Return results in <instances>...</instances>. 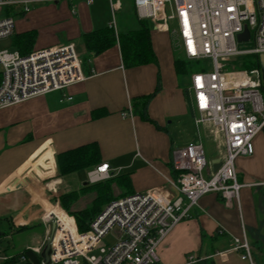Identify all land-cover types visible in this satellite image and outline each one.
I'll use <instances>...</instances> for the list:
<instances>
[{
	"label": "crops",
	"instance_id": "0c3cea01",
	"mask_svg": "<svg viewBox=\"0 0 264 264\" xmlns=\"http://www.w3.org/2000/svg\"><path fill=\"white\" fill-rule=\"evenodd\" d=\"M102 1L106 7L99 17L90 10L94 2L86 5L81 0H66L54 2L55 7L48 10L31 9L14 21L12 35L36 32L32 52L74 44L85 80L62 92L0 109V198L7 199L0 214L23 213L26 199L32 196L34 203L44 205V218L54 212L61 221L65 214L51 208L48 200L59 203L61 194L74 191L79 195L75 205L89 206L95 194L81 191L87 179L76 190L64 183L72 177V184H78L77 172L84 171L86 176L102 164L109 166L107 187L111 198L164 188L174 200L178 194L166 180L175 177L171 168L174 150L201 142L203 148H208L207 161L218 157L207 128L195 125L191 78L179 79V74L185 72L179 62L185 58L178 38L151 29L149 42L154 61L133 65L123 60L117 36L136 32L140 27L132 0H119L116 13L124 21L120 23L115 16V45L98 55L87 53L82 36L107 28L111 20L109 1ZM47 23H54L52 33L45 27ZM11 42L10 49L3 50L15 51ZM150 95L144 120L142 98ZM63 96L71 101H65ZM88 145L97 148L99 161L89 169L58 176L56 156ZM253 146L251 156L235 160L237 181L244 185L238 200H231L228 207L217 194L202 196L190 210L189 218L176 225L157 248L160 264H183L188 254L212 264H249L240 260L239 252L229 251L233 238L241 239L243 235L250 246L251 263L264 264L263 134L254 138ZM43 180L49 182L47 191L50 186L60 185V192L42 197L34 183ZM16 181L20 184L17 189L12 188ZM30 220L31 217L20 218L15 225L27 226ZM41 243L37 240V247Z\"/></svg>",
	"mask_w": 264,
	"mask_h": 264
},
{
	"label": "built area",
	"instance_id": "2783aa9c",
	"mask_svg": "<svg viewBox=\"0 0 264 264\" xmlns=\"http://www.w3.org/2000/svg\"><path fill=\"white\" fill-rule=\"evenodd\" d=\"M66 0H0V39L10 37L12 17H3L4 8L21 7L28 13L39 3ZM92 5L94 0H81ZM111 20L107 26L116 36L115 13L119 0H108ZM136 17L151 23L153 32L176 36L186 61H208L209 69L191 76V106L194 122L206 127L219 152V168L213 172L202 143L189 144L172 152L174 179H166L178 194L174 200L164 188L135 193L107 204L79 233L74 218L70 228L62 225L54 212L49 224V261L47 264H160L157 248L190 210L207 194H217L226 206L238 200L244 185L237 181L235 160L254 152L253 140L264 129V84L259 56L264 63V0H132ZM175 22L176 29L168 28ZM247 29L249 38L238 42ZM252 43L250 49L239 44ZM257 57L248 69L227 70V64L241 57ZM0 109L14 106L36 96L62 92L85 80L81 60L72 43L33 51L20 56L17 51L0 50ZM65 101L70 97L63 96ZM109 166L102 164L87 172L88 184L110 178ZM205 173V177L203 176ZM58 206L57 203L55 207ZM54 207V208H55ZM61 210V209H60ZM54 227L51 233V227ZM112 230L116 243L109 247L103 238ZM34 254L41 246L27 248ZM231 252L251 263L250 246L244 235L233 238ZM221 255L224 253H220ZM218 254V255H220ZM15 259V260H14ZM19 260V261H18ZM0 250V264H31L24 254L19 259ZM18 262V263H17ZM188 254L183 264H198ZM39 264H44L42 259Z\"/></svg>",
	"mask_w": 264,
	"mask_h": 264
},
{
	"label": "trees",
	"instance_id": "16d2710c",
	"mask_svg": "<svg viewBox=\"0 0 264 264\" xmlns=\"http://www.w3.org/2000/svg\"><path fill=\"white\" fill-rule=\"evenodd\" d=\"M27 13L22 9L15 7L4 8L3 16L16 18H23ZM140 27L136 32L128 33L125 35H118L117 39L120 42V49L123 60H130L133 65L146 64L154 61L153 53L150 46L149 32L151 30V23L146 20H139ZM37 34L35 31L30 30L10 36L11 49L19 53L20 56H27L33 50V45L36 40ZM85 49L87 53L98 55L108 48L115 45V37L112 30L105 28L100 31L91 32L82 36ZM253 61L257 62V57H253ZM245 62V61H243ZM184 65V62H179ZM234 63V61L230 62ZM82 64V61H81ZM241 69H248L249 65L243 63ZM184 68V66H183ZM183 68L180 69L183 70ZM1 80V72H0ZM150 96L142 98L141 116L144 120L146 118V107L151 99ZM97 148L93 145L83 146L56 156L57 175L64 176L82 169H89L94 166L99 160L97 158ZM174 174V172H173ZM107 180L97 182L95 184H86L82 190H90L95 194L91 204L84 208L72 209L71 205H75L78 192H68L60 195L59 202L67 213L74 218L77 230L79 233L87 231L90 221L102 211L105 204H109L120 198H111V193L107 187ZM26 229V226L24 228ZM20 254H24L31 264H39L41 257L39 254H34L25 249ZM19 254V255H20ZM16 258V255H14ZM15 260V259H14ZM198 264H212L211 262L199 260Z\"/></svg>",
	"mask_w": 264,
	"mask_h": 264
},
{
	"label": "rangeland",
	"instance_id": "374dc122",
	"mask_svg": "<svg viewBox=\"0 0 264 264\" xmlns=\"http://www.w3.org/2000/svg\"><path fill=\"white\" fill-rule=\"evenodd\" d=\"M130 1V0H127ZM73 3L71 2V6L72 7ZM54 6V3H49V2H45V3H39V4H35L33 6L30 7L31 9H45L48 10L47 8ZM74 7V6H73ZM105 3L102 0H96L94 1V5L93 7L90 8L91 11L95 12L97 17H99V15H101L100 11L105 10ZM116 16V20L119 21L120 23H123L124 19L120 18V14L119 13H115ZM19 18H16L14 21L18 20ZM46 25V24H45ZM54 26V23H47V26H45L46 28H49L50 32L52 33L51 29ZM168 28L171 31L176 29V25L175 22H169L168 23ZM54 36H60L59 33L57 32H53ZM9 40L10 37H6L4 39H0V50L3 49H10L9 48ZM252 47V43L251 42H247L244 44H239V49H250ZM180 58V57H179ZM254 59L249 57H241L238 59L234 60V63H229L227 64V70H231L233 69H237V70H241L240 66L244 65L243 63H246V65H250L254 62ZM245 61V62H243ZM184 62V68H185V72L179 74V79L182 81V78H184V80H188L189 78H191V76L194 73H197L200 71V69H209V62L208 61H186L185 59L183 60ZM1 70V67H0ZM186 84L188 85V83L186 82ZM127 113V112H126ZM259 134H263L264 135V129L259 133ZM205 149L207 150L208 148L205 147L204 148V152ZM213 149H215V154L218 156L219 152H222V148L218 147L217 145H215V147L213 146ZM206 153V152H205ZM206 155V154H205ZM203 176L205 177V173H203ZM77 182L78 184H72L74 179L72 177H68L65 180L64 185L65 186H70L73 187L71 189H78L80 188V186L82 185V183L86 182V176H85V172L84 171H79L77 172ZM80 181V184H79ZM75 182V181H74ZM35 186L38 187L37 190L42 192V197H48L49 195H52L53 192H60V189L58 188L60 185H55L54 187L50 186L49 190L47 191V185L49 184L48 180H43V181H39V182H35L34 183ZM33 187V186H32ZM43 191L44 196H43ZM44 200V199H43ZM5 201H7V199L4 198H0V210H4L3 209V204L5 203ZM46 201V199L44 200ZM48 202H50V207L53 208L55 207L56 202H54L53 199L48 200ZM26 206V210L21 213V214H10V212H2V214H0V250L7 255H16V259H19V254L25 250V248L28 246L30 248L32 247H37L36 242L41 241V249L43 248L46 240H47V231H48V227L49 224L44 222L43 220V215L46 213V209L44 207V205H40L37 203H34L32 201V196H29L26 199V203L24 204ZM49 205V204H48ZM58 206H56L55 208L61 209L63 212H65L68 216H70L67 211L63 208V206L59 203H57ZM72 209L75 208H79V205H71ZM31 217V220L29 222H27V226L26 229H20V228H24V225H15L18 220L20 218H28ZM62 223V225H65V227L70 228L71 225V221L67 218L64 217L61 219L60 221ZM116 237H117V232L115 230L110 231L104 238H103V242L111 247L116 243ZM19 261V260H18ZM18 263V262H17Z\"/></svg>",
	"mask_w": 264,
	"mask_h": 264
},
{
	"label": "water",
	"instance_id": "95a60500",
	"mask_svg": "<svg viewBox=\"0 0 264 264\" xmlns=\"http://www.w3.org/2000/svg\"><path fill=\"white\" fill-rule=\"evenodd\" d=\"M249 38V33L247 31V29L244 30V32L240 35L237 36V40L238 42H245L247 41ZM259 65H260V69L263 75V84H264V63H263V56H259ZM211 163V170L213 172H215L219 166H220V161L219 159H214L213 161L210 162ZM19 182L16 181L14 184H12V188H19L20 184H18ZM54 227H51V233L53 232ZM50 237L46 240L41 252H40V257L42 259V262L44 264H47L49 261V251H50Z\"/></svg>",
	"mask_w": 264,
	"mask_h": 264
}]
</instances>
